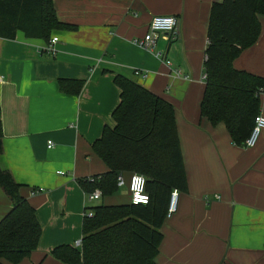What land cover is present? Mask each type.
<instances>
[{
    "label": "crops",
    "instance_id": "crops-1",
    "mask_svg": "<svg viewBox=\"0 0 264 264\" xmlns=\"http://www.w3.org/2000/svg\"><path fill=\"white\" fill-rule=\"evenodd\" d=\"M221 1L52 0L58 21L70 26L52 32L53 53L45 51L50 40L21 31L0 38V168L20 185L42 229L37 250L17 264H63L50 251L81 240L83 217L95 205L79 181L108 171L91 145L114 124L117 75L175 112L187 192L178 193L176 211L161 227L155 263L264 264V131L254 147H237L223 124L213 127L200 116L210 7ZM155 16L177 17L179 39L159 37L147 52L135 41ZM258 20L257 41L233 67L264 78V16ZM61 80L80 82V91L63 92ZM259 114L264 117V95ZM131 175L122 174L119 187L127 202L117 203L114 194L101 204H129ZM11 207L0 188V219Z\"/></svg>",
    "mask_w": 264,
    "mask_h": 264
},
{
    "label": "trees",
    "instance_id": "trees-1",
    "mask_svg": "<svg viewBox=\"0 0 264 264\" xmlns=\"http://www.w3.org/2000/svg\"><path fill=\"white\" fill-rule=\"evenodd\" d=\"M264 0H222L210 7L205 48L204 90L200 116L211 126L223 124L237 147L249 136L264 95V78L236 70L233 61L257 41L258 16ZM70 26L58 21L52 0H0V38L18 31L27 38L50 40L55 30ZM120 91L113 126H104L93 152L107 166L104 174L80 180L83 192L114 195L124 173L146 178L147 205H104L88 208L79 246L59 245L50 255L63 264H156L173 191L187 192V180L177 135L175 112L166 100L117 75ZM63 92L77 94L80 82L61 80ZM0 121V154L2 153ZM0 188L12 203L0 219V264H17L37 250L42 229L35 209L20 195V185L0 168Z\"/></svg>",
    "mask_w": 264,
    "mask_h": 264
},
{
    "label": "built area",
    "instance_id": "built-area-1",
    "mask_svg": "<svg viewBox=\"0 0 264 264\" xmlns=\"http://www.w3.org/2000/svg\"><path fill=\"white\" fill-rule=\"evenodd\" d=\"M180 27L179 20L175 16H155L151 19L148 31L141 40L135 41V44L147 52H152L155 49L156 42L159 37H164L166 40L177 41L179 39ZM57 38H52L50 42L46 45L45 51L47 53L54 52V44H56ZM147 72L141 70H133V76L146 78ZM187 79V78H185ZM1 81V79H0ZM264 131V117L258 114L254 119L253 128L249 136L245 139L243 146L245 148H252L256 145L257 140ZM53 143L48 142V148L52 147ZM59 174H62L59 172ZM124 181L122 176L117 178V186L122 187ZM42 190H35L34 193H39ZM129 193H130V203L133 205H147L149 202V195L146 192V178L144 175L134 173L130 177L129 182ZM87 201L92 202L101 199V192L95 190L94 192L87 194ZM178 202V192L173 191L171 193L166 218L172 216L175 213ZM88 217L92 216L90 211L85 213ZM80 241L76 242L75 246H79Z\"/></svg>",
    "mask_w": 264,
    "mask_h": 264
},
{
    "label": "rangeland",
    "instance_id": "rangeland-1",
    "mask_svg": "<svg viewBox=\"0 0 264 264\" xmlns=\"http://www.w3.org/2000/svg\"><path fill=\"white\" fill-rule=\"evenodd\" d=\"M124 188H121V189H118V191L115 193V196H116V199L117 203H124V202H127V195L126 193L124 192ZM102 203V200H99V201H94L92 203H90V205H98V204H101Z\"/></svg>",
    "mask_w": 264,
    "mask_h": 264
}]
</instances>
